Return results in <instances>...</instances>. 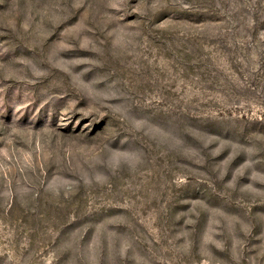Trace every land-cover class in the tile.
<instances>
[{
	"label": "rangeland",
	"instance_id": "obj_1",
	"mask_svg": "<svg viewBox=\"0 0 264 264\" xmlns=\"http://www.w3.org/2000/svg\"><path fill=\"white\" fill-rule=\"evenodd\" d=\"M0 264H264V0H0Z\"/></svg>",
	"mask_w": 264,
	"mask_h": 264
}]
</instances>
